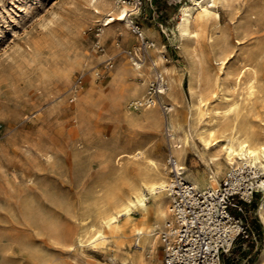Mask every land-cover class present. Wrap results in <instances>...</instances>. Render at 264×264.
I'll return each mask as SVG.
<instances>
[{"label":"rangeland","instance_id":"obj_1","mask_svg":"<svg viewBox=\"0 0 264 264\" xmlns=\"http://www.w3.org/2000/svg\"><path fill=\"white\" fill-rule=\"evenodd\" d=\"M131 1L140 8L132 14L133 26L123 34L114 25L101 45L104 26L96 21L92 0H0V38L5 41L0 46V264H121L113 258V250L91 241L79 243L77 236L84 213L104 195V182L114 178L118 152L143 146L148 157H161L164 162L172 154L170 123L164 121L159 129L150 121L129 123L120 101L131 85L142 81L130 57L150 64L138 30L152 31L165 45L167 66L184 83L175 99L181 113L192 102L186 88L195 58L186 38L174 41L180 7L192 0ZM218 13L207 29L212 41L201 44L214 61L213 71L219 65L214 60L219 51L216 43L225 40L230 61L236 60L237 66L258 55L264 81V0H224ZM50 19L55 23L44 28ZM35 42L37 49L30 46ZM123 65L125 73L115 76ZM231 91L226 94L234 99L241 88ZM73 93L80 100L79 125L74 121L78 109ZM254 102L260 111L264 109V91ZM167 111L158 107L164 120ZM76 141L78 176L72 167ZM47 149L54 153V162L39 159ZM202 155L206 149L199 142L197 151L191 150L186 158L190 177L197 169H208ZM121 160L122 166L130 165ZM226 174L224 168L219 181ZM262 193L246 206L258 241L249 240L245 248L238 243L225 264H253L259 255L264 229L257 206ZM137 245L133 240L132 247ZM159 258H163L162 241Z\"/></svg>","mask_w":264,"mask_h":264},{"label":"bare ground","instance_id":"obj_2","mask_svg":"<svg viewBox=\"0 0 264 264\" xmlns=\"http://www.w3.org/2000/svg\"><path fill=\"white\" fill-rule=\"evenodd\" d=\"M92 1L93 12L99 17L96 21L104 26L99 33L101 45L114 25L120 26L121 33L126 34L133 26L132 14L138 13L140 9L131 0ZM223 1L192 0L180 7L181 20L177 24L178 31L174 41L180 43V40L186 38L189 41L188 48H191L195 55L191 67L188 68L189 81L186 88L192 102L182 110V113L177 110L175 103L177 93L184 87L182 78L167 66L165 45L146 28H141L138 32L139 38L145 43L150 64H145L142 58L135 60L134 56L130 57L133 61L130 63L141 75L142 81L131 85L129 92L123 95L120 101L125 107V119L129 123L140 124L142 121H150L158 129L164 121L170 123L168 128L171 131L169 141L171 153L176 158L182 176L200 188L220 184L219 176L224 168L227 173L236 165H251L259 169L262 175L256 187L258 192L263 190V193L257 206V213L264 229V109L260 111L254 102V99L264 91L260 59L257 60L258 55H251V63L241 60L237 66L236 60L230 61L226 41H219L216 43L219 45V51L214 59L219 64V71H213L211 66L214 61L209 60L206 51L201 48L205 39L212 41L213 36L208 34L207 29L211 20L219 18L218 7ZM117 2L121 4L117 5ZM121 15L125 17L123 21L120 20ZM53 23L55 19H50L43 26L49 29ZM30 46L37 49V42ZM136 54L141 57L139 52ZM105 55H108V52H105ZM159 72L166 80L162 95L163 102L168 107V116L165 120L158 112L159 105H138L147 96L150 84ZM124 73L125 66H119L115 76ZM239 88L241 92L236 98L231 99L227 96L226 91L232 89L238 91ZM72 96L73 105L78 109L74 121L79 125L80 100L76 93ZM219 102L226 106L219 107ZM199 142L206 149V155H202V159L208 169L204 171L197 169L190 177L186 173L188 169L186 158L191 150L197 151ZM245 145L247 147H244ZM75 152L72 167L78 176L77 141ZM38 156L45 163L55 160L54 153L49 149ZM114 159L118 163L114 167V178L104 182V195L84 213L80 220L77 240L79 243L91 241L98 248L113 250V258L118 259L121 264H162L159 258L161 234L173 222L168 188L173 177L171 168L161 157H148L143 146H133L118 152ZM121 159H126L130 165L122 166ZM133 240L138 243L136 248L132 247ZM253 264H264V238L260 253Z\"/></svg>","mask_w":264,"mask_h":264},{"label":"built area","instance_id":"obj_3","mask_svg":"<svg viewBox=\"0 0 264 264\" xmlns=\"http://www.w3.org/2000/svg\"><path fill=\"white\" fill-rule=\"evenodd\" d=\"M165 87L159 72L138 105H159L167 111L162 99ZM167 163L173 175L168 185L173 222L161 234L162 264H225L238 243L245 248L249 240L258 241L246 206L258 194L259 169L236 165L220 184L200 188L182 176L173 154Z\"/></svg>","mask_w":264,"mask_h":264},{"label":"snow or ice","instance_id":"obj_4","mask_svg":"<svg viewBox=\"0 0 264 264\" xmlns=\"http://www.w3.org/2000/svg\"><path fill=\"white\" fill-rule=\"evenodd\" d=\"M125 19L124 15L120 16V20L123 21ZM10 35V34H9ZM5 43V41L3 40V38H0V46H3V44ZM236 43H240L239 40L236 41ZM237 59H239V57H237ZM244 147H247V145H245ZM251 155H256V153H250ZM160 187H163V185H160ZM154 190V189H153Z\"/></svg>","mask_w":264,"mask_h":264}]
</instances>
